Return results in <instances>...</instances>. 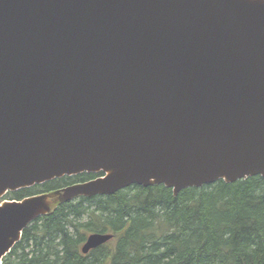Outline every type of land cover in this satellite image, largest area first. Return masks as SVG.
Here are the masks:
<instances>
[{"label":"water","instance_id":"water-1","mask_svg":"<svg viewBox=\"0 0 264 264\" xmlns=\"http://www.w3.org/2000/svg\"><path fill=\"white\" fill-rule=\"evenodd\" d=\"M84 172L57 202L264 176V0H0V197ZM47 199L0 204V264Z\"/></svg>","mask_w":264,"mask_h":264},{"label":"trees","instance_id":"trees-1","mask_svg":"<svg viewBox=\"0 0 264 264\" xmlns=\"http://www.w3.org/2000/svg\"><path fill=\"white\" fill-rule=\"evenodd\" d=\"M100 174L55 178L9 191L0 201ZM92 232L113 238L83 254ZM2 264H264V176L219 179L176 195L164 184H132L109 195L58 202L24 228Z\"/></svg>","mask_w":264,"mask_h":264},{"label":"rangeland","instance_id":"rangeland-1","mask_svg":"<svg viewBox=\"0 0 264 264\" xmlns=\"http://www.w3.org/2000/svg\"><path fill=\"white\" fill-rule=\"evenodd\" d=\"M7 194V193H6ZM5 196V195H4ZM3 197V196H2ZM56 199V196L55 195H53L51 192L50 193H48V199H47V202H48V205H49V207H50V211L52 210V209H54V207L57 205V201L55 200ZM4 201H8V199H4V200H2V201H0V203L1 202H4Z\"/></svg>","mask_w":264,"mask_h":264},{"label":"flooded vegetation","instance_id":"flooded-vegetation-1","mask_svg":"<svg viewBox=\"0 0 264 264\" xmlns=\"http://www.w3.org/2000/svg\"><path fill=\"white\" fill-rule=\"evenodd\" d=\"M54 191V190H53ZM50 192H52V191H50ZM50 192H46V193H50Z\"/></svg>","mask_w":264,"mask_h":264}]
</instances>
